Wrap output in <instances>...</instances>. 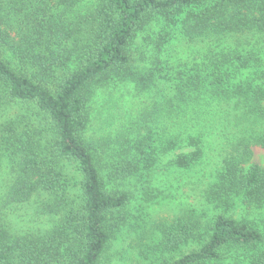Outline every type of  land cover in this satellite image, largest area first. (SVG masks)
<instances>
[{
	"label": "trees",
	"instance_id": "16d2710c",
	"mask_svg": "<svg viewBox=\"0 0 264 264\" xmlns=\"http://www.w3.org/2000/svg\"><path fill=\"white\" fill-rule=\"evenodd\" d=\"M176 36L204 46L201 65L179 85L181 100L201 103L207 94L208 107L222 110L224 136H238L204 190L223 211L205 225L179 219L168 226L169 248H192L158 264H264V227L226 213L240 200L264 210V167L250 163L252 146L264 148V0H0V134L17 164L11 199L47 192L50 202L38 212L61 216L47 232L22 235L0 219V264H101L120 227L113 216L130 195L104 179L105 162L86 134L88 105L95 87L114 76L142 82L139 71ZM201 154L177 163L190 168ZM67 165L79 173L78 203L63 194ZM107 166L123 180L141 169L129 161Z\"/></svg>",
	"mask_w": 264,
	"mask_h": 264
},
{
	"label": "rangeland",
	"instance_id": "374dc122",
	"mask_svg": "<svg viewBox=\"0 0 264 264\" xmlns=\"http://www.w3.org/2000/svg\"><path fill=\"white\" fill-rule=\"evenodd\" d=\"M91 5L90 2L88 7ZM202 47L200 42L188 44L179 36L173 37L158 61L149 62L144 71H139L144 78L142 82L114 76L94 89L88 105L87 137L96 143L105 162L103 176L109 187L130 195L129 205L113 216L120 227L101 264H158L176 260L192 247L169 248L164 242L168 226L179 219L200 220L205 225L223 211L206 200L204 190L216 181L228 141L235 142L238 135L232 133L231 139L224 136L223 128L220 129L222 110L208 107L207 94L200 95L201 103H196L195 98L184 102L181 100L184 95L179 94V85L190 82L203 61ZM26 111L30 109L20 113ZM211 111L216 114L212 115ZM30 114L38 126L37 113ZM217 128L220 133H212ZM192 136H197V145L188 144ZM3 142L0 134L2 224L13 235L47 232L61 216L38 212L39 206L50 202L44 191L33 194L29 202L12 201L17 168L3 150L7 148ZM197 149L202 154L194 166H179L177 160L182 155L193 154ZM251 150L250 163L264 167V148L252 146ZM150 156L156 157V162L147 167ZM112 160L140 164L141 169L123 180L116 170L106 167ZM64 170L69 182L63 194L70 202L78 203L79 173L74 165H67ZM226 213L264 227V210L248 208L241 200Z\"/></svg>",
	"mask_w": 264,
	"mask_h": 264
}]
</instances>
